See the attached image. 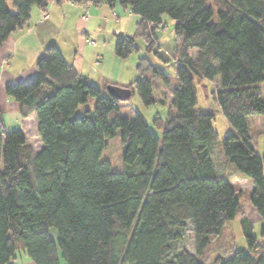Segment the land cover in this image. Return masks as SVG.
<instances>
[{
	"label": "trees",
	"instance_id": "trees-1",
	"mask_svg": "<svg viewBox=\"0 0 264 264\" xmlns=\"http://www.w3.org/2000/svg\"><path fill=\"white\" fill-rule=\"evenodd\" d=\"M49 1L0 0V44L29 25L33 7L45 9ZM93 1H117L139 16L133 34L119 36L114 51L125 59L141 39L157 61L140 56L139 76L125 87L144 105L165 108L163 117L153 118L162 134L137 110L133 118L117 115L120 100L49 45L32 80L4 89L21 117L35 114L43 146L35 153L20 128H6L0 111V264L22 254L33 264H59L58 249L65 264H264L242 192L215 163L214 114L196 108V84L207 91L216 80L210 94L231 127L221 152L251 181L248 201L264 223V152H256L248 133V118L264 117V0ZM163 15L175 22L171 60L157 34L166 27ZM164 65L177 79L168 102L156 97L155 79L146 76L168 84ZM91 97L93 110L76 114ZM117 132L121 171L101 159ZM235 218L247 247L206 261L212 238ZM188 225L192 250L176 247Z\"/></svg>",
	"mask_w": 264,
	"mask_h": 264
},
{
	"label": "crops",
	"instance_id": "crops-1",
	"mask_svg": "<svg viewBox=\"0 0 264 264\" xmlns=\"http://www.w3.org/2000/svg\"><path fill=\"white\" fill-rule=\"evenodd\" d=\"M84 11L86 18H82ZM138 19V15L117 1L109 5L95 3L93 0H50L45 9L33 7L29 25L11 33L0 44L1 113L3 107L7 110L8 103L14 101L6 95L5 85L9 82L32 80L37 74L36 62L38 58L51 44H55L64 58L71 62L79 73L88 77L93 84L101 79L99 82L102 85L116 84L125 87L132 80L122 81L118 78L117 73L116 76L114 75L115 67L124 69L123 66L126 64L122 62L126 59L119 58L115 54L114 46L119 36L133 34ZM167 37L160 41H165L170 45L172 34ZM88 39L92 40L93 44L89 43ZM260 86L264 97V80ZM18 117L21 119L19 128L24 132L26 139L27 130L30 128L37 132V119L34 113L21 117L18 112ZM255 120L259 122L258 130H254ZM29 122L33 123L29 124ZM248 122L250 141L256 152L262 154L264 152V117L256 115L251 119L248 118ZM28 127L30 128L28 129ZM228 128L231 130L230 125ZM258 136H261V139ZM27 141L35 153L40 151L43 146L40 138L36 146L32 145L28 139ZM222 157L225 164H228L229 169L232 170L231 174L244 177L224 158L223 154ZM225 164L219 168L220 173L226 175L234 185L232 175L227 171L228 166ZM245 179L249 191L252 184L248 178ZM244 210L252 223L253 234L264 246V235L260 233V229L264 225L261 217L249 201L245 203ZM238 220L240 223V219Z\"/></svg>",
	"mask_w": 264,
	"mask_h": 264
},
{
	"label": "rangeland",
	"instance_id": "rangeland-1",
	"mask_svg": "<svg viewBox=\"0 0 264 264\" xmlns=\"http://www.w3.org/2000/svg\"><path fill=\"white\" fill-rule=\"evenodd\" d=\"M85 18H86V13H85ZM163 21L166 23V27L164 29L159 28L157 30V34L162 38H168L169 34H172L173 29H174V24L175 22L168 17L167 15L162 16ZM137 46L138 50L131 53L130 56H128L125 62L126 64L123 66L124 69H121V67H115L114 68V75L117 76L119 79H122V81H127L129 79L134 80L139 76V73L136 69V63L137 60L140 56L146 55L153 59L155 62H157L151 54H149L145 49H144V42L141 39H137ZM93 44V42H92ZM162 49V53L164 54V57L171 60V45L164 44ZM104 64V63H103ZM127 67V68H126ZM165 71L168 73L167 74V80L168 84H164L162 79L160 78H154L150 73H147L146 76L148 78H153L155 79V87H156V92L155 95L158 98H163L166 102H168L170 98V93H171V88L173 85L176 83V78L174 74V68L171 65H164ZM99 80V79H98ZM101 81V79L99 80ZM94 82V85L102 89V92L104 94H108L107 91V85H102L101 82ZM216 84V80L212 81V85L209 86L207 91L202 88L201 84L197 83V104L196 108L200 111L203 112H209L214 114V120H213V126L217 129L218 131V139L214 143V148H213V157L215 160L216 165H218V168H221V166H224L225 161L223 160L221 151H222V139L223 136L226 134V132L229 131L228 128V122L226 119L223 117L222 113L219 110V107L212 98V95L210 94V91L212 90L213 86ZM102 85V86H101ZM11 100H14L12 103H8L7 110L3 107L2 113H1V118L3 122L5 123V126L7 129H16L21 126L20 118L18 117V108H17V102L13 97H11ZM95 104V98L91 97L88 99V101L85 104H81L77 107L76 114H81L85 110H93ZM138 111L143 118L146 120V122L149 125V128L155 132L159 137L162 134V128L158 127L155 125L153 118L156 115L164 116L165 113V108L159 104H151V105H144L139 98L136 90L134 93L126 100H120L119 101V109L117 112V115L121 117H128V118H133L135 115V111ZM116 113H111L110 114V119L114 118ZM256 115L250 116L249 118H253ZM261 116V115H260ZM33 122H29V124H32ZM261 124V123H260ZM30 127H28L29 129ZM259 128V122L255 120L254 123V130H258ZM258 133V132H257ZM27 139L32 143V145L36 146L39 143V137L37 135V132L34 131L33 129L30 128V130H27ZM258 135H260L258 133ZM261 139V136H258ZM37 149L36 147H34ZM120 151H121V139H120V133L117 132V134L114 137L108 138L106 140V147L103 151L101 159L103 161H108L111 165V168L114 171H121L123 169V161L120 157ZM228 166V164H225ZM227 171H232L229 169V166L227 168ZM231 174V172H230ZM232 176V181L234 183V186L237 189H240L242 192L241 196V204L244 208L245 203L249 200V193L250 190L248 191V184L246 181V177H242L239 175H236L234 173L231 174ZM249 180V179H248ZM250 184L251 181L249 180ZM245 212V210L243 211ZM250 220V219H249ZM224 228L223 232L219 236H214L211 241V245L208 248L207 252L204 255V258L206 261L211 262L215 256L221 254V255H228L230 254L235 248H246L247 243L242 235V230H241V224L239 223L238 219H233L229 221ZM56 229L54 227L49 228V234L50 236L56 240ZM186 247L190 250L193 249V242H192V235H191V230H190V225H188L184 237L181 241H178L176 243V247ZM58 258H59V264H65V260L60 254V251L58 249ZM31 260L27 255H20L18 260H12L11 264H32L30 263Z\"/></svg>",
	"mask_w": 264,
	"mask_h": 264
},
{
	"label": "water",
	"instance_id": "water-1",
	"mask_svg": "<svg viewBox=\"0 0 264 264\" xmlns=\"http://www.w3.org/2000/svg\"><path fill=\"white\" fill-rule=\"evenodd\" d=\"M107 91L119 100H126L131 96V89L116 84H108Z\"/></svg>",
	"mask_w": 264,
	"mask_h": 264
},
{
	"label": "built area",
	"instance_id": "built-area-1",
	"mask_svg": "<svg viewBox=\"0 0 264 264\" xmlns=\"http://www.w3.org/2000/svg\"><path fill=\"white\" fill-rule=\"evenodd\" d=\"M82 18H85V11H84L83 14H82ZM88 42H89V43H92L93 41L90 40V39H88Z\"/></svg>",
	"mask_w": 264,
	"mask_h": 264
}]
</instances>
